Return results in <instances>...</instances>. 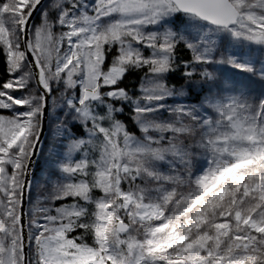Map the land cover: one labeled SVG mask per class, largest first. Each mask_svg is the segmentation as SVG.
Listing matches in <instances>:
<instances>
[{"label":"snow or ice","instance_id":"obj_1","mask_svg":"<svg viewBox=\"0 0 264 264\" xmlns=\"http://www.w3.org/2000/svg\"><path fill=\"white\" fill-rule=\"evenodd\" d=\"M0 65V264H264V0H0Z\"/></svg>","mask_w":264,"mask_h":264},{"label":"trees","instance_id":"obj_2","mask_svg":"<svg viewBox=\"0 0 264 264\" xmlns=\"http://www.w3.org/2000/svg\"><path fill=\"white\" fill-rule=\"evenodd\" d=\"M0 71H2V65H0ZM237 78L239 79L240 76H237ZM139 80H138V77L137 76H133L131 77V81H130V84H129V87H132V88H135L138 84ZM37 195H43V193H33V199L35 200L36 196Z\"/></svg>","mask_w":264,"mask_h":264}]
</instances>
